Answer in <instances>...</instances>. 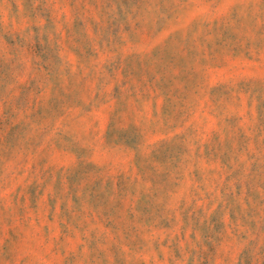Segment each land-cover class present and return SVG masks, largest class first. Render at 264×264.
Wrapping results in <instances>:
<instances>
[{
    "label": "rangeland",
    "instance_id": "1",
    "mask_svg": "<svg viewBox=\"0 0 264 264\" xmlns=\"http://www.w3.org/2000/svg\"><path fill=\"white\" fill-rule=\"evenodd\" d=\"M0 264H264V0H0Z\"/></svg>",
    "mask_w": 264,
    "mask_h": 264
}]
</instances>
